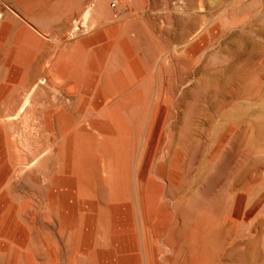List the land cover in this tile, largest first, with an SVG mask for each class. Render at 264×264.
I'll list each match as a JSON object with an SVG mask.
<instances>
[{"label": "rangeland", "instance_id": "1", "mask_svg": "<svg viewBox=\"0 0 264 264\" xmlns=\"http://www.w3.org/2000/svg\"><path fill=\"white\" fill-rule=\"evenodd\" d=\"M29 1L0 0V199L30 237L0 264H264V224L250 250L222 247L232 214L264 221V174L240 183L258 148L216 130V72L264 0Z\"/></svg>", "mask_w": 264, "mask_h": 264}, {"label": "bare ground", "instance_id": "2", "mask_svg": "<svg viewBox=\"0 0 264 264\" xmlns=\"http://www.w3.org/2000/svg\"><path fill=\"white\" fill-rule=\"evenodd\" d=\"M223 1L224 0H218L216 2V5L217 6L220 5L219 7H221L224 3H227L226 0L224 1V3H223ZM25 2H26L25 4L29 5V4H31L32 1L25 0ZM35 2L37 3V0ZM235 2L232 3V1H231V3L229 2V5L227 3L228 6L224 5V7H222V8H226V7H229V6L232 7L234 4H236ZM32 3H34V2H32ZM262 7H263V5H262ZM226 12H227V10H226ZM42 14H43V12H42ZM258 14L261 16L260 13H258ZM255 16H257V15H255ZM250 24H251V22H250ZM233 34H236V33H233ZM240 34L242 35L241 32H240ZM237 35H239V34H237ZM245 38L246 39H244V40L241 38V41L242 40L246 41L247 44L250 46V48L245 53V55H243L242 59L240 57L241 61H240V59H238L240 61V62H237L238 64L235 63L236 65H234V63H233L232 65H234V66H231V67L228 66V68H230L229 70H227V67H226V70H224V72H222V73L218 72V74L216 72V130L219 129L220 127H222L225 124L226 125H228V124H236V125L240 126L241 130H244L245 133H247V134H249V136H251V139L254 140L253 143L255 142L254 145H256V149L258 148L256 150L255 154L252 157L249 155V157H251L250 159H248L249 157L246 158V156H243V157H245L247 159V162H246V165L243 166L244 168L242 167L243 170L241 172V176L240 177L238 176L239 178H242V179H239V180H241L240 183H243L244 181L246 182L249 179H252V178H255V177L263 176V174H264V18H263V20L261 22L255 21L252 24V26H251V28L249 29V32H248V37L246 36ZM238 41H239V39H238ZM239 48H241V47H239ZM229 52H227L226 54H228ZM230 53H231V55H237V57H238V55H240L239 49H236V48L234 50H231ZM229 55L230 54H228V56ZM228 56H227V59H228ZM237 57H235V58H237ZM229 59L227 61H230ZM232 59H234V58H232ZM5 63L8 64V62H6V61L4 62V64ZM23 69H24L23 66L19 65L13 73H10V75H9L10 78L8 79L9 84H7L8 87H10V85L14 86V84H16V83H18L20 81V79L22 78L23 74L21 72H19V71H22ZM133 79H134V76L131 79V81ZM71 81L72 82H81L80 79H77V78H73V79H71ZM9 89L7 88L6 91L7 90L9 91ZM109 101H111L109 98H105L102 101V103L105 104V103H108ZM25 102H26V100H25ZM25 102H23L22 105L25 104ZM117 103L122 105V102H117ZM1 120L2 119H0V121ZM7 121H8V119H7ZM2 128H1V125H0V188L3 185H8L9 178H10V169L8 167V164H7L9 162L8 161V155L9 154H8L7 148H6L7 147V137L5 135V133H6L5 130L3 129L4 130L3 131ZM238 129H239V127H238ZM219 130H217V133H218ZM218 134H217V137H219ZM247 134L243 133L244 136H247ZM216 139L218 140V138H216ZM249 139H250V137H249ZM239 146H240V144H239ZM250 150H253V148L251 147ZM246 159H245V161H246ZM238 174H240V173H238ZM255 179H252V180L254 181ZM236 180H238V178H236ZM234 183H239V182L236 181ZM236 187L237 186L235 185L234 188H236ZM4 190H2V188H1L2 192ZM238 190L239 189H237V191ZM1 191H0V193H2ZM238 192H241V191L239 190ZM244 192L245 191L242 189V194H246ZM233 193H236V192H233ZM2 194H4V193H2ZM5 194H4V196H5ZM239 197H238V199H239ZM238 203H239V201H238ZM241 203H242V200H241ZM247 203L248 202L246 201V204ZM244 204H245V202H244ZM231 206H233V205H231ZM237 207L239 209V206H237ZM240 207H241V205H240ZM260 208H264V207H260ZM15 211H16V213L17 212H22V211H17L16 209H15ZM241 213L242 214L239 215V216H235V214H232L230 216V218H229V221L227 220L228 221V226H225V230L223 229L224 232L220 233V235H221L220 237L222 239L223 238H225V239L227 238L226 235H225L226 233H230V232L233 233L231 241H228L229 239H227L226 242L227 241L228 242L225 243L222 246L226 250H229V251L233 250V252H235V250H236V252H237V250H250L249 248L251 247V245H250L251 243L249 241L251 240V238L253 239V237L258 236L259 239L262 240V236L260 237L259 236L260 234L258 235V233H261L260 230L263 233V230H262V225L264 224L263 219L260 218L259 216L254 217L253 216L254 213L251 212V211H246L244 213L243 212H241ZM256 213L258 214V212H256ZM31 214H32V212H31ZM260 214L263 215V212L260 213ZM224 215L226 216V214H223L222 216H224ZM17 216H18V214H17ZM19 216H20V214H19ZM26 216H27V214H26ZM15 217H14V215H12V210H11L9 204H8V200L5 199V198L0 199V252L6 253L5 251L8 250L9 246L14 247L17 253H22L23 254V251H25L24 248L26 247L25 246L26 243H27L26 240H27V238L29 239L30 237L27 236L26 232H24L23 228L25 226L20 222L21 220L23 221L24 219L17 220ZM29 217H30L29 219H31V222H32L31 224L36 228L37 224H38L37 221L39 219L37 221H35L33 215L29 216ZM18 218H21V217H18ZM23 218H25V217H23ZM223 219L224 218H222V224H224ZM29 226H31V225L29 224ZM240 226H242L243 229L240 230L241 232L239 233L238 227H240ZM26 228H27L28 231H30L28 227H26ZM231 233H230V235H231ZM219 241L220 240H218V242ZM31 242H33V241L31 240ZM224 242H222V243H224ZM263 242H264V240H263ZM263 242H261L259 240V244L260 243L263 244ZM31 244H33V243H31ZM170 244H171V242H170ZM219 244H220V242H219ZM219 244H218V246H219ZM216 245H217V243H216ZM218 246H216V247L218 248ZM28 248H29V246H28ZM259 248L264 249V245H262ZM9 250H10V248H9ZM29 250H31V249L29 248ZM26 253L27 252H25L24 254H26ZM0 255H2V254H0ZM5 256H6V254H5ZM23 256L24 255H22L21 257H23ZM26 257H24V258H26ZM33 258H34V256H33ZM22 260H23V258H22ZM24 261H26V260H24ZM8 263H9V261H8ZM27 263H28V261H27Z\"/></svg>", "mask_w": 264, "mask_h": 264}]
</instances>
